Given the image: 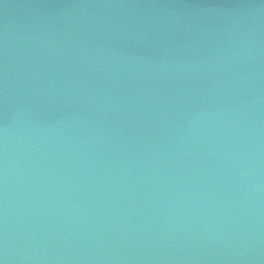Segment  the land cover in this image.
<instances>
[{"label": "water", "instance_id": "obj_1", "mask_svg": "<svg viewBox=\"0 0 264 264\" xmlns=\"http://www.w3.org/2000/svg\"><path fill=\"white\" fill-rule=\"evenodd\" d=\"M0 264H264V0H0Z\"/></svg>", "mask_w": 264, "mask_h": 264}]
</instances>
